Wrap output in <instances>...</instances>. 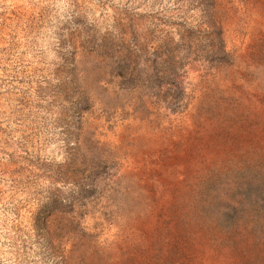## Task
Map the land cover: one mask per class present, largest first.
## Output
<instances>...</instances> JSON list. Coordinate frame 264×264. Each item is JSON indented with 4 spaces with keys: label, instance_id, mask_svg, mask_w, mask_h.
<instances>
[{
    "label": "rangeland",
    "instance_id": "obj_1",
    "mask_svg": "<svg viewBox=\"0 0 264 264\" xmlns=\"http://www.w3.org/2000/svg\"><path fill=\"white\" fill-rule=\"evenodd\" d=\"M0 264H264V0H0Z\"/></svg>",
    "mask_w": 264,
    "mask_h": 264
}]
</instances>
